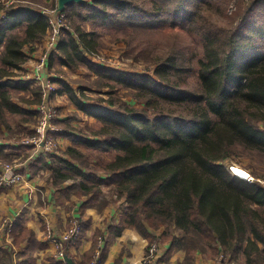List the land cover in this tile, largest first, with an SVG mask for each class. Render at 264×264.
Instances as JSON below:
<instances>
[{
	"label": "trees",
	"instance_id": "1",
	"mask_svg": "<svg viewBox=\"0 0 264 264\" xmlns=\"http://www.w3.org/2000/svg\"><path fill=\"white\" fill-rule=\"evenodd\" d=\"M205 2L217 5L222 22L204 13L199 3ZM56 8V0L0 4L4 14L0 16V138L14 135L10 118L18 125L35 123L36 113L18 104L38 105L41 88L12 78L27 61L24 50L32 52L47 36L50 25L45 13ZM62 13L71 31L65 29L60 36L56 48L60 64L75 72L85 68L94 80L78 94L60 81L59 92L95 124L83 138V130L71 126L74 114L54 123L64 129L60 136L99 158L95 165L87 163L81 150L70 146L63 158L48 154L56 159L52 165L45 155L32 161V175L49 169L54 185L75 179L71 189H78L76 196L90 195L77 217L82 236L89 226V219L83 218L85 208L107 185L116 199L125 201L119 222L109 227L110 236L131 231L148 244L166 243L157 264L169 261L177 251L184 253L180 264H195L197 253L211 260L221 255L220 264H231L240 256L246 264H264V184L258 181L264 176L254 173L256 180L248 182L227 169L238 154L264 159V0H84L66 6ZM78 18L81 23L75 24ZM164 25L186 30L201 42L194 83L188 80L183 53L172 50L151 59L157 66L151 75L108 69L89 58L99 57L100 40L111 33ZM114 85L127 90L135 106L115 97ZM98 90L104 92L97 103L85 105L86 91ZM27 93L32 99L25 97ZM0 159L9 160L1 146ZM9 233L10 250H2L0 264H35L34 253L46 244L21 220ZM99 236L100 232L94 234L81 264H90ZM13 248L19 249L21 260L13 259ZM106 257L104 247L98 264Z\"/></svg>",
	"mask_w": 264,
	"mask_h": 264
},
{
	"label": "crops",
	"instance_id": "2",
	"mask_svg": "<svg viewBox=\"0 0 264 264\" xmlns=\"http://www.w3.org/2000/svg\"><path fill=\"white\" fill-rule=\"evenodd\" d=\"M48 14L50 16V13ZM48 14L45 15L49 17ZM33 48L34 50L32 52H28L27 48L24 50L28 58L23 64V68L25 70H29L32 78L25 79L21 73H18L12 78V80L25 82L30 88H40V85L33 81L34 76H39L41 79H49L51 82H54L55 85L57 83L55 81H67L66 78L63 79L56 77L58 76L57 73L56 75L52 74L51 72L53 68L50 69V67H46L45 71H41L40 73L34 71V63L37 62L39 57L45 51L46 37L42 41L36 43ZM51 55V64L53 67L55 65L57 68L59 67L61 71L64 70L63 72L68 70L60 64V59L62 57L58 51ZM25 72L26 71H24V73ZM61 94L67 98L65 100H68L66 103L70 109H67V111L69 110L68 112H65V109H63L64 115L60 117L58 116V120L62 121L69 118L70 111H76L83 117L88 118V116L82 114L73 104L70 103L66 94ZM25 97L30 99L32 98V95L31 93H27ZM18 105L28 111L35 112L36 123L38 105H28L21 102H19ZM11 119L13 120L15 127H17V132H26L33 123L31 120V123H20L19 125H21V129L17 124V121L14 118ZM33 125L35 126V124ZM34 126L31 128L32 130L34 129ZM23 128L25 130H23ZM11 129L14 131L12 126ZM7 138H9L7 135L0 138V146L4 148V154L9 155V160L7 161H10L12 153L8 151L16 150L12 149L8 146V144L2 142V140ZM59 140L63 151L65 148L76 145L69 137L60 136ZM20 148L22 147L20 146ZM55 155L63 158L62 152ZM23 157L25 158L26 154H24ZM44 159H46L50 165L56 162L54 156L45 155ZM82 171L85 173L88 172L86 169H82ZM20 172L24 176L22 183L9 190L3 188L0 192V225L5 219L11 223V226L16 222V220H21V222L24 223L25 228L33 231L35 238L38 241L46 244V248L44 250H39L34 253L33 259L35 264H81L84 254L92 248L93 236L96 232H100L98 241L101 238L103 240V248L105 247L107 250V257L103 264H139L138 262L141 260L147 249L146 240L139 239L131 231H126L122 235L116 237H112L109 234V227L119 222L120 215L125 207V201L123 199H116L112 188L107 185H102L100 187V197L94 201L93 204L88 205L85 208L83 218L89 219V226L85 234L81 237V240L77 243V245L65 248L63 260L55 259L53 245L44 236L47 224L50 225L57 234L63 232L68 226L69 216L80 217V206L85 204L90 199V195L81 197L76 196L78 189H71V186L73 184H77L78 182L75 179H69L59 185H54L51 179L52 172L49 169L40 170L35 175H32L29 167L21 169ZM99 177L104 178V176ZM9 231L7 229L5 231H0V255L4 249H7L8 251L10 250L9 245L12 243V236ZM138 239L140 242H137ZM136 246L140 247L135 251ZM13 250V259L16 257L14 260H21L18 256L19 249L13 248ZM165 251L166 250H164V252ZM177 252L182 255L177 256V260H175V258L172 259L171 261L174 262L171 264H180L182 262L184 253L182 251ZM66 257L70 260V262L65 261ZM195 264H216V262L211 259H202V254L197 253L195 257ZM231 264L236 263L233 262Z\"/></svg>",
	"mask_w": 264,
	"mask_h": 264
},
{
	"label": "rangeland",
	"instance_id": "3",
	"mask_svg": "<svg viewBox=\"0 0 264 264\" xmlns=\"http://www.w3.org/2000/svg\"><path fill=\"white\" fill-rule=\"evenodd\" d=\"M19 1V0H14ZM201 8H203L204 13L208 14L210 18L214 22H222L223 16L221 13V10L218 9L217 5L211 2H205V3H199ZM4 14L0 12V16H3ZM80 19L75 20V24H80ZM67 29L71 31V27L68 21H66ZM90 26H86V30H89ZM112 35H107L106 37L101 38V46L98 52L99 57H89L91 62H95L94 64L103 66L108 69L122 71L123 73H133V74H140V75H151V73L156 69V65L153 61H151L152 58H158L162 56L166 51H175L180 52L178 55H181L183 53L182 59H183V66L189 68V82L194 83L195 73L197 71V62L202 56V44L201 42L192 34L186 32V30H182L180 28H173L171 29L169 26L164 25L161 28H158V26H155L151 30H143L141 32L139 31H131L129 30L127 33H111ZM44 53V52H43ZM151 61V62H150ZM60 70L59 67L57 68L55 65L52 70V74L56 75V71ZM23 71H26L23 68ZM64 71V70H63ZM91 76V74L89 73ZM185 75V74H184ZM58 78H66L69 86L72 87L75 94H78L80 89L83 88V86H87L91 81L94 80V78L89 77L88 78V72L85 68H80L78 71H65L62 74H58L56 76ZM57 82L56 85H53L54 92L51 93V101L50 103L56 108L57 115L56 118L58 119V116L64 115L65 112H68L67 109H70L68 104L66 103L65 96L61 94L59 91L61 89L59 80L55 81ZM63 82V81H61ZM116 89L113 90V94L115 97H121L123 98L128 104H130L132 107L135 106V101L131 98V96L128 94V91L119 87V85H114ZM106 90V89H104ZM102 92L103 90L98 91H86V95L89 97V100L84 101L85 105H94L97 103L96 99L97 96H103ZM130 92V91H129ZM22 93V95H20ZM20 96H23L24 93L20 92ZM32 99V98H30ZM71 104H73L70 101ZM24 106V105H23ZM74 114L75 118L71 122V126L74 131L83 130V134L81 136L87 137V128H92L95 124V120L92 117H83L81 114L77 113L76 111H70L69 116ZM37 117V116H36ZM29 119V118H28ZM30 120H33L31 118ZM9 122L11 126L14 129V135L10 136L11 138H7L2 140V142L8 144L12 149H15L16 151H8L12 153V158L10 161L7 160H0L2 162L6 163H12L15 160L18 162H22L24 159V154H27L26 151L22 148H20L19 142L22 140V138H25L27 136L28 132L32 131V127H29L28 132H17L15 127V124L13 120L10 118ZM18 124V123H17ZM35 124V123H34ZM60 128V127H59ZM62 132L57 134L56 137L60 139V135L64 132L63 128ZM76 146L81 152L84 154L86 159L88 160L87 163H93L96 164L99 155H97L96 152L91 151L89 148H86L82 145H72ZM66 149V148H65ZM64 149V150H65ZM24 150V152H23ZM18 152V153H15ZM63 152L62 145H60L59 152ZM23 154V155H22ZM239 156H235L233 163H231V166H228V171L231 173L232 167L239 168L243 171V175L247 176V173L249 174L248 182H254L255 174H259L264 176V159L257 157L255 155L249 154V153H243L238 154ZM23 157V158H22ZM29 167V164H26L20 168H27ZM235 171V170H234ZM233 173V172H232ZM231 173V174H232ZM233 175V174H232ZM235 176V175H233ZM261 184H264V180H258ZM21 184V183H20ZM19 185V184H18ZM16 185V186H18ZM13 186V187H16ZM11 187V188H13ZM9 188V189H11ZM7 189V190H9ZM71 217V216H69ZM158 233L154 234L157 235ZM137 242H140L139 239ZM147 243V249L148 247L153 244L157 243L159 245L160 253L158 255V258L156 259V264L161 260L164 254V250L167 248V244H162L157 241H153L152 243ZM140 246H136V249H139ZM165 247V249H164ZM146 249V250H147ZM137 253V252H136ZM145 254H143L144 256ZM182 254L176 252L173 254L171 259L169 261H164L162 264H171L174 261H171L175 258L177 260V256H181ZM142 256V257H143ZM208 260L206 257L207 254H202V259ZM141 258V257H140ZM139 258V259H140ZM180 258V257H179ZM214 262H216L214 260ZM236 264H246L245 259L243 256L238 257V259L235 261Z\"/></svg>",
	"mask_w": 264,
	"mask_h": 264
},
{
	"label": "built area",
	"instance_id": "4",
	"mask_svg": "<svg viewBox=\"0 0 264 264\" xmlns=\"http://www.w3.org/2000/svg\"><path fill=\"white\" fill-rule=\"evenodd\" d=\"M14 0H0V4L9 6ZM50 13V16L49 14ZM50 29L46 36V48L44 53L34 63V71L40 73L45 71L48 64V57L57 51V45L63 30L67 29L64 14L62 12L55 13L54 11H47ZM25 79H31L29 70L20 72ZM24 73V74H23ZM33 81L40 85L42 91V100L37 106L36 123L31 134H27L25 138L19 142V145L26 151V157L22 162L15 160L12 163L0 161V187L9 189L22 183L24 176L20 172V168L26 164H30L40 155L57 154L60 149V140L57 134L62 132L54 122L56 120V108L50 103L51 93L54 92L52 86L55 85L49 79H41L39 76H34ZM56 135V136H54ZM248 180L247 176L243 175ZM11 223L5 219L0 225V231H9ZM45 238L51 242L54 249V258L57 260L64 259V251L66 247H73L81 240L82 226L77 217L71 216L68 218L67 228L57 234L53 228L47 224L44 232ZM103 250V240L100 238L97 248L92 255L90 264H98L101 260ZM160 253L159 245L157 243L151 244L145 252V255L138 262L139 264H156V259ZM222 256L216 258V264H220Z\"/></svg>",
	"mask_w": 264,
	"mask_h": 264
},
{
	"label": "water",
	"instance_id": "5",
	"mask_svg": "<svg viewBox=\"0 0 264 264\" xmlns=\"http://www.w3.org/2000/svg\"><path fill=\"white\" fill-rule=\"evenodd\" d=\"M84 0H57V8L55 10V13H60L63 12L66 8V6L72 4V3H80L83 2ZM66 262H70V260L66 257L65 258Z\"/></svg>",
	"mask_w": 264,
	"mask_h": 264
},
{
	"label": "bare ground",
	"instance_id": "6",
	"mask_svg": "<svg viewBox=\"0 0 264 264\" xmlns=\"http://www.w3.org/2000/svg\"><path fill=\"white\" fill-rule=\"evenodd\" d=\"M233 168V170L231 171V173L233 174V175H235V176H243V171L242 170H240L239 168H236V167H232ZM235 170V171H234Z\"/></svg>",
	"mask_w": 264,
	"mask_h": 264
},
{
	"label": "clouds",
	"instance_id": "7",
	"mask_svg": "<svg viewBox=\"0 0 264 264\" xmlns=\"http://www.w3.org/2000/svg\"><path fill=\"white\" fill-rule=\"evenodd\" d=\"M231 169V171L233 170V168H230ZM236 177H238V178H240V179H243V180H246L245 178H244V176H236Z\"/></svg>",
	"mask_w": 264,
	"mask_h": 264
}]
</instances>
